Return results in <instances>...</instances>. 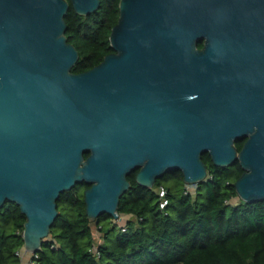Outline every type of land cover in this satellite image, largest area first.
<instances>
[{"label": "water", "instance_id": "obj_1", "mask_svg": "<svg viewBox=\"0 0 264 264\" xmlns=\"http://www.w3.org/2000/svg\"><path fill=\"white\" fill-rule=\"evenodd\" d=\"M70 3L88 16L100 0ZM68 10L0 0V208L25 216V252L47 240L60 194L90 185L88 219L118 220L130 173L149 189L174 171L199 185L204 154L238 162V199L264 201V0H120L113 52L77 74Z\"/></svg>", "mask_w": 264, "mask_h": 264}, {"label": "trees", "instance_id": "obj_2", "mask_svg": "<svg viewBox=\"0 0 264 264\" xmlns=\"http://www.w3.org/2000/svg\"><path fill=\"white\" fill-rule=\"evenodd\" d=\"M66 1L65 37L79 53L71 69L77 74L99 65L113 52L109 37L118 22L120 0H100L98 10L88 16L75 13L70 0ZM197 46L202 48L203 43ZM244 142H235L238 151ZM202 161L207 180L196 186L193 195L184 194L180 171L170 173L168 186L157 180L151 189L138 185L137 170L130 173V188L121 196L117 212L133 219L122 232L110 216L98 217L95 225L102 235L98 244L84 202V191L90 185H77L60 194L58 216L35 254L37 263L264 264V201L245 203L238 199L232 204L238 198L234 185L243 174L240 164L216 167L208 154ZM159 186L166 189L168 206L164 210L156 193ZM25 222L15 203L6 202L0 208V264H21Z\"/></svg>", "mask_w": 264, "mask_h": 264}, {"label": "rangeland", "instance_id": "obj_3", "mask_svg": "<svg viewBox=\"0 0 264 264\" xmlns=\"http://www.w3.org/2000/svg\"><path fill=\"white\" fill-rule=\"evenodd\" d=\"M163 186H168L170 184V174L165 175L164 177L159 179ZM191 192H193V189H191ZM238 201V198H235L231 201L232 204L236 203ZM133 219L132 216L130 215H125V216H119L118 220H113L112 219V224L116 225V227H125L126 223ZM92 223V229L94 232V241L96 244L101 243L102 242V235L101 233L98 231L96 225H95V221H91ZM108 225L106 224L105 227H107ZM21 255H20V259H21V264H28V261L30 260V254L27 255L26 258H24V251L23 249L20 251ZM28 258V259H27ZM27 261V262H26Z\"/></svg>", "mask_w": 264, "mask_h": 264}, {"label": "built area", "instance_id": "obj_4", "mask_svg": "<svg viewBox=\"0 0 264 264\" xmlns=\"http://www.w3.org/2000/svg\"><path fill=\"white\" fill-rule=\"evenodd\" d=\"M196 186L197 185H187L185 184L184 187V194H194L195 190H196ZM191 189H193V192H191ZM156 193L159 199V207L161 210H164L167 206H168V199H167V195H166V189L163 186H159L156 188ZM121 228L122 232H125V227H119ZM24 251V250H23ZM94 251H96V249L94 248ZM21 255V252H19V256ZM36 255L35 254H30V260L28 261V264H38L36 261Z\"/></svg>", "mask_w": 264, "mask_h": 264}, {"label": "crops", "instance_id": "obj_5", "mask_svg": "<svg viewBox=\"0 0 264 264\" xmlns=\"http://www.w3.org/2000/svg\"><path fill=\"white\" fill-rule=\"evenodd\" d=\"M28 254H29V253H27V252L24 251V258H26ZM27 259H28V258H27ZM26 262H27V261H26Z\"/></svg>", "mask_w": 264, "mask_h": 264}]
</instances>
